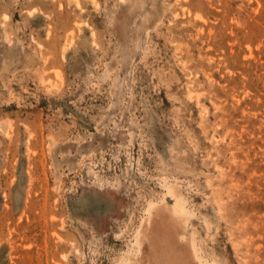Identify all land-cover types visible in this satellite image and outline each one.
I'll list each match as a JSON object with an SVG mask.
<instances>
[{"label": "rangeland", "instance_id": "obj_1", "mask_svg": "<svg viewBox=\"0 0 264 264\" xmlns=\"http://www.w3.org/2000/svg\"><path fill=\"white\" fill-rule=\"evenodd\" d=\"M154 227L264 264V0H0V264H128Z\"/></svg>", "mask_w": 264, "mask_h": 264}, {"label": "bare ground", "instance_id": "obj_2", "mask_svg": "<svg viewBox=\"0 0 264 264\" xmlns=\"http://www.w3.org/2000/svg\"><path fill=\"white\" fill-rule=\"evenodd\" d=\"M167 194L174 199V203L169 207L171 215L178 220H182V222L185 223L189 216V211L185 206V200L182 197L178 196L172 188L168 189ZM155 204H149V207L147 209L148 214L146 213L147 215H152V212L156 207ZM168 218L170 219L169 216ZM156 227H154L155 230L151 229L150 234L146 235H144L141 230H138L135 243L136 252L131 256V262L128 264H138L140 263V260H143V257H141V253L142 245L145 240H148L150 242L149 248L151 250L148 257L145 258L146 264H203L200 260V256H198V253H196V248L194 250V244L192 245V242L190 240L188 241L189 247H187L185 243L180 246L179 244H177L179 241L177 242L176 240V237L180 234H178L176 230L173 229L174 231H167L165 229L166 231H162L161 229L157 231ZM184 237L185 236H180V240L186 241ZM143 253L145 255V252Z\"/></svg>", "mask_w": 264, "mask_h": 264}]
</instances>
